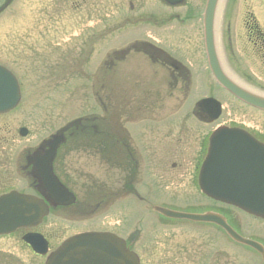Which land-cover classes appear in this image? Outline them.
I'll return each mask as SVG.
<instances>
[{"label": "rangeland", "instance_id": "obj_1", "mask_svg": "<svg viewBox=\"0 0 264 264\" xmlns=\"http://www.w3.org/2000/svg\"><path fill=\"white\" fill-rule=\"evenodd\" d=\"M40 1L44 0H17L15 4L13 5L12 9L4 16L0 18V63H5L8 66H10L12 69H14L20 78L22 77L23 71L20 67L22 65L26 64V66L29 65L30 62L19 64L18 62H13V59L9 57L8 54H11L10 51L7 50V46L11 44L10 35L13 32H19V33H26L28 30L36 28V22L39 20V14L36 10H38ZM51 3H58L59 5H63L65 1L67 0H50ZM124 1V2H123ZM129 1V0H128ZM126 0H80L82 2V15L86 16L87 20L86 23L88 26L92 27H104L106 22L108 20L113 19L115 16V8L116 5L119 4V6L122 4V7L127 5ZM238 0H226L224 11L222 14V20L225 24H228L232 20V15L235 12L236 5ZM132 2L135 3V6L139 5V0H132ZM143 2V5H147V7L154 3V0H141ZM243 3V2H242ZM68 4V3H67ZM72 4V3H69ZM81 4V5H82ZM130 6V4H128ZM248 11V10H247ZM121 12V10H120ZM255 14V12L252 10ZM77 14V13H76ZM256 14L258 17L264 16L262 14V11L258 10L256 11ZM255 14V15H256ZM55 15L57 14L56 10H51L50 13V21L45 25L41 24L38 28H49V31L46 32V38L41 39L43 36H39V43L43 44L42 48L48 47L50 43H53L54 45L60 44V50H56L55 53L51 54V51H45L47 55L44 57L45 60L48 62L42 61V54L34 56L36 59L39 60L41 65V71L44 70L45 72H50L55 74L58 72V70L62 67V62L60 60H57V58H61L63 56V41L67 40L68 38H71L72 35V29L70 28H76V22L71 16H66V18H56ZM89 17V18H88ZM90 21V22H89ZM260 24L264 27V18L260 19ZM41 23V18H40ZM52 24V25H51ZM81 26V25H80ZM79 26V27H80ZM68 28L70 30L68 32L69 35H64V29ZM46 30V29H45ZM128 33V34H127ZM123 34L120 37V40H127L130 38H137L142 36H153V32L150 34L147 32V30L143 27H138L134 29L128 30V32ZM158 33V32H154ZM185 35V33H184ZM240 35V34H239ZM185 37L188 39V45L185 50H188L185 52L188 61L192 64V66L195 68H200V71H203L206 69L205 60L201 62V66H199L198 62L201 61L202 54V44H201V31L200 26L196 29H190V32L185 35ZM158 39V37H152ZM50 42V43H48ZM31 45L34 46V43ZM197 45H200L199 51H197V48L195 49ZM193 47L195 50H191L188 47ZM35 47V46H34ZM57 48L58 46H54ZM53 47V48H54ZM184 47V46H183ZM11 48V47H10ZM62 49V50H61ZM39 53H41L40 49L38 50ZM59 53V54H58ZM189 53V54H188ZM200 54V58L199 57ZM198 58V62L197 59ZM97 59V58H96ZM195 61V63L193 62ZM52 65V66H51ZM51 66V67H50ZM143 71L141 74L148 75L150 73H153L156 71L155 68L151 67V72L148 71L147 67L145 66L141 67ZM144 69H146V73L144 72ZM149 72V73H148ZM35 79H45L43 73H40L39 75H35ZM62 79H59L58 81H61ZM198 84L196 82L197 88L195 89L192 98L185 99V97L177 95L172 93L171 95H167L164 92V89L162 88L164 84L153 81L151 82L150 86V92L154 94V101L150 102V119L153 120L156 123V125L149 127V129L144 128L142 125L143 123H139L136 125H133L130 127V130L132 132L133 137L136 139V144L133 145L135 148H137V151L142 157V148L143 147H150L149 153L151 151H155V149L161 146L162 149L165 151L166 155H160V158L162 160H166L167 165L170 164L175 158H178L186 165L189 164V155L184 154V139L182 140V136H180L179 140H175L173 135L177 132H184V129L180 130L176 125L174 124V120L177 118H184L186 115H184L186 112L189 114V111L192 107V103H194L195 100L200 98V96L205 95L203 89L201 88L199 77L197 78ZM27 84L30 83L27 81ZM118 84H115V91H117L118 95H121L123 97H127L129 95V92L126 90L129 88V79H123L120 82H116ZM36 84L40 86V83ZM75 86V84H74ZM160 88L163 91V94H160ZM42 89V88H41ZM27 95L28 99L25 100L24 104L22 105L21 109H18L17 111H14L8 115L2 116V138H5L6 140L10 139L13 140L14 147L9 148V142H8V151H10V154L15 155L17 157L19 153L27 151V149L34 147L38 144L39 140H41L43 137L48 136L49 134H52L55 130H58L63 125L68 123V121H71L73 118L79 117L81 114H83L86 111V108L83 105V101L78 100V96L73 98L72 100H69L72 94H55L54 96L58 100H47L43 101L40 98H36L34 92L36 91L38 94H42V97H44L47 94H44L40 92V90L36 87L33 88L31 86L27 87ZM53 96V98H54ZM221 99L224 103L225 108V115L222 119V123H236L240 124L246 128L255 129L260 134L264 135V114H261L259 112L250 110L246 107H241L235 100L228 96L220 95ZM183 98V100L181 99ZM45 98V97H44ZM52 99V98H51ZM69 100V102H68ZM53 101H57L58 104L55 105L54 109L51 108V104L53 105ZM68 102V103H67ZM52 109L54 113L52 115H49V110ZM237 109V110H236ZM1 121V120H0ZM151 122V121H150ZM185 123V122H184ZM176 126V127H175ZM188 126L197 132L195 134L196 137H204L210 130L208 126L206 125H200L196 123L195 121L191 120L188 123ZM21 127H27L29 130H31L32 134L28 136L25 139H22L18 135V130ZM142 133L146 135L145 141L140 138L142 136ZM168 136V137H167ZM150 137V140H147V138ZM139 139L141 143L139 142ZM192 143V140L187 139L185 141V145L187 148H191L190 144ZM195 144V142H194ZM7 151V153H8ZM15 153V154H14ZM147 153V152H146ZM148 155V154H147ZM156 155V154H155ZM193 155V154H192ZM150 163V171H154L152 161L146 162ZM141 164L142 158H141ZM66 165L67 169H69L74 176L81 177V183L82 187L88 191L90 188L98 187L99 184H106L107 188L109 189H115L118 185V181H116L117 173L112 170H107L104 165L100 163L99 160L95 156H88L87 154L76 152L73 153L69 158L66 159ZM169 166V165H168ZM190 169V166H188ZM191 171V170H190ZM190 179V178H189ZM22 181H15L14 186L20 187L23 186ZM81 185L74 184L72 182L71 186L75 193L78 195L79 201L81 203V206H85L88 199L84 198V192L81 188ZM159 183L156 182V180L153 178V175L150 173L147 175H142L140 178L139 186L136 185V189L138 190L140 195H144L145 192L150 190V187H158ZM184 188V185H183ZM190 193L191 191H187ZM194 194V191H192ZM112 194V193H109ZM187 195H192L187 194ZM114 195L112 194V197ZM125 199V198H124ZM127 199V198H126ZM113 200V198H112ZM185 200L179 201V204L181 203L184 205ZM119 203H122L121 205L117 204H110L108 207L103 208V214L101 218L99 219V222H95V220L89 221L88 223H80V224H69L66 222H56V223H49L45 227L41 228L42 232H49L50 235L53 237L52 233L60 238H63L64 235L73 233L76 226L84 225L85 227L88 225L90 227H101L103 229H116L120 227L126 226V223H130V225L133 228H139L140 224H142V227H145L146 229L148 227L149 221H153L156 225L159 226L160 230L166 234V239H174L178 241L179 243L183 245H190L200 239L206 241V234L204 230L201 229L200 226L195 225L192 222H180L178 224H171L166 221H162V217H158L154 215L155 217L151 219V215L149 214V211H143L141 210L139 206H135L133 204V200H120ZM129 203V205H127ZM154 204L160 205L167 208H173L176 207L165 204L164 202H158L153 201ZM133 204V205H132ZM132 206V207H131ZM176 211L184 212V213H196L199 212V208H193V207H183L179 206L176 208ZM234 214L239 218L241 221V224L244 225L243 229L241 226H239L234 220L231 219L230 223L232 227L242 236L250 240L257 241L259 243H263L261 239H264V221L254 218L252 216H249L241 211H234ZM64 224V225H63ZM261 237V239L258 238ZM216 239V246H218L219 251L216 253L215 257V264H262L260 258L253 254L248 247L239 245L237 243L229 242L230 245H228L221 236L215 237ZM20 238H5V240H2V252L14 254L21 258L22 261H24L26 264H29V252L25 253L21 247ZM1 244V241H0ZM228 258V261L226 263V259ZM221 259L223 261H221ZM224 262V263H223Z\"/></svg>", "mask_w": 264, "mask_h": 264}, {"label": "water", "instance_id": "obj_2", "mask_svg": "<svg viewBox=\"0 0 264 264\" xmlns=\"http://www.w3.org/2000/svg\"><path fill=\"white\" fill-rule=\"evenodd\" d=\"M218 0H209L205 16L207 51L210 66L217 81L241 100L264 110V98L234 84L223 72L214 50L212 37L213 14ZM20 90L16 79L5 68L0 67V113H6L17 106ZM200 107L213 109L212 120L220 115V104L208 99ZM26 135L25 129L21 130ZM63 141L62 136H53L28 159L33 165L31 176L36 180L37 190L43 199L17 192L0 199V233L8 234L20 227H35L53 207L69 206L75 203L74 194L69 192L54 176L52 163L56 149ZM49 148L45 151V148ZM199 183L210 197L233 205L251 215L264 219V144L240 129H218L210 139V147L201 168ZM158 211L170 218L215 223L239 244L249 246L261 253L264 262V248L259 243L242 238L216 214L191 215ZM46 264H139L137 256L131 253L120 238L108 233H89L75 236L50 255Z\"/></svg>", "mask_w": 264, "mask_h": 264}, {"label": "flooded vegetation", "instance_id": "obj_3", "mask_svg": "<svg viewBox=\"0 0 264 264\" xmlns=\"http://www.w3.org/2000/svg\"><path fill=\"white\" fill-rule=\"evenodd\" d=\"M179 22L183 23L180 18ZM158 26H160V29H165V20L160 19ZM188 32H190V29L185 30V35ZM185 35L183 33L178 34L174 29L170 34L165 33L159 39H154L158 42L157 47L167 53L156 52L159 62L164 67V71L160 76V79L164 82L177 83L184 77V68L178 61L189 62L185 54L188 50L184 49L188 45V39ZM242 41H246V43ZM188 48L195 50L197 45L195 49L192 46ZM144 49L150 52L151 46L144 45ZM127 57L128 53L126 51H117L111 56L110 64L113 66L120 60L125 61ZM229 60L232 63L229 66L233 73L241 80H250L257 84L259 86L257 88L264 92V32L253 21L245 23V39L239 38L238 44H235L230 52ZM193 62L195 63V61ZM0 193H2V173ZM165 237L154 236L144 243L134 240L132 236H127L125 240L131 250L142 249L146 258L142 261V264H207L209 247L205 249V246L198 241L190 245H183L174 239H166ZM49 242L51 244V241ZM0 253V264H2V244Z\"/></svg>", "mask_w": 264, "mask_h": 264}]
</instances>
